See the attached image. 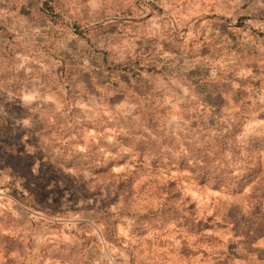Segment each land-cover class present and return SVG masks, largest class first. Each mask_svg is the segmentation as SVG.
Wrapping results in <instances>:
<instances>
[{"label": "rangeland", "instance_id": "1", "mask_svg": "<svg viewBox=\"0 0 264 264\" xmlns=\"http://www.w3.org/2000/svg\"><path fill=\"white\" fill-rule=\"evenodd\" d=\"M0 264H264V0H0Z\"/></svg>", "mask_w": 264, "mask_h": 264}]
</instances>
